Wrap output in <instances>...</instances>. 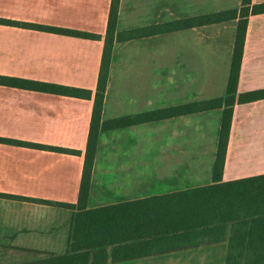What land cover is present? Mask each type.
<instances>
[{"label":"crops","instance_id":"crops-1","mask_svg":"<svg viewBox=\"0 0 264 264\" xmlns=\"http://www.w3.org/2000/svg\"><path fill=\"white\" fill-rule=\"evenodd\" d=\"M240 6L241 0H120L116 31L168 24ZM109 7L110 0H0V19L103 37ZM235 26L236 20L115 43L103 118H114L106 110L109 94L114 85L118 88L125 70L148 69L157 79L160 62L176 75L180 70L182 78L187 77L183 79L184 94L166 97L169 103L160 107L156 97V105L142 111L134 107L132 114L222 97ZM102 46V41L0 24V76L94 92ZM224 54L227 62L220 72L224 88L214 90ZM262 88L264 14H259L248 18L237 93ZM92 107V99L0 84L1 139L81 152L75 156L0 143V194L75 204ZM220 118L221 109L100 132L88 208L214 184ZM200 125L205 128L196 129ZM196 133L201 135L197 139ZM207 136L212 137L211 143L203 142ZM259 175H264V100L234 105L221 182ZM71 214L65 208L0 197V264H24L44 254H60L67 249ZM231 228L226 226L222 242L195 248L217 245L218 264H225ZM178 251L108 264H167L170 258L162 257Z\"/></svg>","mask_w":264,"mask_h":264},{"label":"trees","instance_id":"trees-1","mask_svg":"<svg viewBox=\"0 0 264 264\" xmlns=\"http://www.w3.org/2000/svg\"><path fill=\"white\" fill-rule=\"evenodd\" d=\"M120 0H110L104 36L0 19L1 25L102 41L95 91L0 76V84L93 101L77 202L68 204L0 194V197L40 203L72 211L65 254H44L24 264H108L195 248L224 240L232 226L225 264H264V175L222 183L221 176L229 140L233 107L264 100V88L237 93L246 28L251 15L264 14V3L241 0L239 9L188 18L168 24L117 32ZM236 20L229 72L224 95L188 102L120 118H103L111 55L115 43L146 38L194 26ZM221 109L212 179L214 184L164 195L88 208L97 140L100 132L132 128L142 124L191 116ZM0 143L79 156L66 148L12 141ZM110 249V251H109Z\"/></svg>","mask_w":264,"mask_h":264},{"label":"rangeland","instance_id":"rangeland-1","mask_svg":"<svg viewBox=\"0 0 264 264\" xmlns=\"http://www.w3.org/2000/svg\"><path fill=\"white\" fill-rule=\"evenodd\" d=\"M226 62H227V56L224 54L222 58V62L219 66V75H220L219 80L216 86L214 87V90H220L221 86L224 88V84H221L222 80H221L220 72L222 69H225ZM162 63L163 62H160L159 69L157 70V79L152 76L153 71L151 72V70L148 69L130 68V70L128 69L125 70V75L123 77V80L120 82V85L118 86V88L117 85H114L112 92L109 94L110 95L109 104L106 109L108 112V116L114 118H120L124 115L132 116L134 114H132L133 110L131 109H135L134 107H141L138 110L142 111L143 109H146L148 105H152V104L156 105V103H154L156 97L157 99H159L158 107H160L162 104L166 105L167 103H169V102H165L166 97L170 98L173 95L179 96L184 94L183 79H187V77L182 78L180 70L176 75L175 70L172 71L168 69L167 66L166 68L163 67L165 65H162ZM165 63L167 62L165 61ZM115 76L117 75L115 74ZM116 97L120 101H117ZM200 128H205V127L204 125H200L196 129H200ZM208 128H211V125H209ZM212 130L213 129L211 128V131ZM195 136H196L195 139H197L201 135L196 133ZM212 136L214 137L213 133ZM116 140L117 137H115V140L113 142V147H116ZM201 140H193V141H201ZM212 141H213L212 137L207 136L204 138L203 142L211 143ZM206 146L207 148H210L211 144H207ZM193 164H195V162H193ZM216 246H206L202 248L182 250L172 253L171 255H169L170 257L164 256L162 257V259L164 258L163 260H165V258H170V261H168L167 264H215V263L218 264L219 262L216 258L217 257L216 253L218 252L220 247H216ZM213 247L215 248L214 250L211 249ZM66 250H67L66 248H63L60 254H56V255L65 254ZM212 257H215L214 259L215 261L211 260Z\"/></svg>","mask_w":264,"mask_h":264}]
</instances>
